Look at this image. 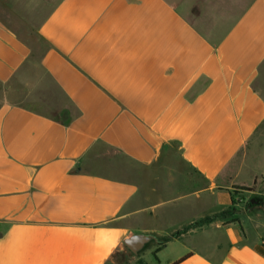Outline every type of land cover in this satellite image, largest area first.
<instances>
[{
    "label": "crops",
    "instance_id": "crops-1",
    "mask_svg": "<svg viewBox=\"0 0 264 264\" xmlns=\"http://www.w3.org/2000/svg\"><path fill=\"white\" fill-rule=\"evenodd\" d=\"M203 6L0 0V264H115L136 234L157 264H264V192L234 194L264 177V0L220 36Z\"/></svg>",
    "mask_w": 264,
    "mask_h": 264
},
{
    "label": "rangeland",
    "instance_id": "rangeland-1",
    "mask_svg": "<svg viewBox=\"0 0 264 264\" xmlns=\"http://www.w3.org/2000/svg\"><path fill=\"white\" fill-rule=\"evenodd\" d=\"M189 1V0H187ZM202 4H204V14L200 18L199 22H194L199 24L201 28H205L207 30V34L211 32V30L217 29L218 36H220L221 31L226 30L230 26H233L234 22L237 20L239 14L244 10L246 3L248 0H200ZM192 10V9H191ZM193 21V20H192ZM260 136L264 137V126L263 129L259 132ZM150 177H144V184L142 187L146 190L150 185ZM198 184V182H196ZM193 185V182H192ZM255 189L257 193L264 192V177L260 176L256 179ZM211 203L202 202L199 205L191 206L186 211H183L182 214H178L174 211V213H170L167 217V225L168 229H172V227L187 223L189 220L194 219L207 213L210 211ZM224 213H227L225 216H222L225 220H229L233 212L231 210H227ZM180 217V219H178ZM134 224L135 230H144L150 226L149 220L143 218L142 220H134L132 222ZM175 232L173 235H175ZM163 241H151L148 243L144 249L139 251L138 253H133L130 250H126V252H122L115 259V264H157L158 258L165 263V260L169 257H172V247L162 253L161 257H159L156 253V250L159 248V245H162ZM158 257V258H157Z\"/></svg>",
    "mask_w": 264,
    "mask_h": 264
},
{
    "label": "trees",
    "instance_id": "trees-1",
    "mask_svg": "<svg viewBox=\"0 0 264 264\" xmlns=\"http://www.w3.org/2000/svg\"><path fill=\"white\" fill-rule=\"evenodd\" d=\"M255 191V184L253 187H243V186H234V194H239V193H244V192H253ZM248 206H251V203L248 202L247 204ZM232 211V210H231ZM233 212V211H232ZM227 213H223L221 215H214V216H211V217H206L200 221H197L193 224H191L190 226L186 227L185 229L177 232L175 235H173V237H177L178 235L180 234H183V233H186L187 231H189L190 229L192 228H197V227H202V226H205V225H208L210 224L211 222H213L214 220L222 217V216H225ZM119 255H116V258L118 257Z\"/></svg>",
    "mask_w": 264,
    "mask_h": 264
},
{
    "label": "water",
    "instance_id": "water-1",
    "mask_svg": "<svg viewBox=\"0 0 264 264\" xmlns=\"http://www.w3.org/2000/svg\"><path fill=\"white\" fill-rule=\"evenodd\" d=\"M254 202V201H253ZM151 241H158L154 235L150 234H136L126 239V247L133 253H138Z\"/></svg>",
    "mask_w": 264,
    "mask_h": 264
},
{
    "label": "built area",
    "instance_id": "built-area-1",
    "mask_svg": "<svg viewBox=\"0 0 264 264\" xmlns=\"http://www.w3.org/2000/svg\"><path fill=\"white\" fill-rule=\"evenodd\" d=\"M263 244H264V240H263Z\"/></svg>",
    "mask_w": 264,
    "mask_h": 264
}]
</instances>
